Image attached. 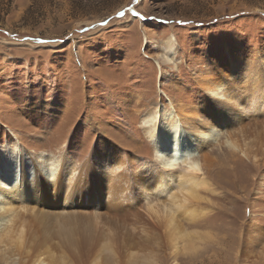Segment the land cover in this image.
<instances>
[{"label": "rangeland", "instance_id": "obj_1", "mask_svg": "<svg viewBox=\"0 0 264 264\" xmlns=\"http://www.w3.org/2000/svg\"><path fill=\"white\" fill-rule=\"evenodd\" d=\"M238 58L264 79V0H0V143L30 151L33 171L39 151L67 175L84 169L66 205H54L61 190L41 210L50 230L56 220L71 224L83 257L104 251V240L115 253L98 263L58 254L63 263L51 264H264V154L255 146H264V116L243 118L234 136L250 159L228 146L221 126L216 139L198 138L209 186L189 204L197 217L172 211L177 231L197 234L189 245L179 236L171 245L165 226L179 177L157 166L166 191L140 173L157 165L140 124L145 112L161 103V119L174 106L209 125L215 107L203 80L229 75ZM106 149L123 171L97 173ZM98 211L95 225L89 214ZM49 237L63 250L55 230ZM17 260L3 263L0 254V264Z\"/></svg>", "mask_w": 264, "mask_h": 264}, {"label": "bare ground", "instance_id": "obj_2", "mask_svg": "<svg viewBox=\"0 0 264 264\" xmlns=\"http://www.w3.org/2000/svg\"><path fill=\"white\" fill-rule=\"evenodd\" d=\"M238 59V69L232 70L233 72L229 75H224L223 72L222 78L215 83L203 80L207 95L213 98L211 106L215 107L214 111L208 109L211 111L210 117L213 124H197L194 114L188 116L184 109H177L174 106L166 109L165 119H161V113H163L161 103L146 111L140 120L145 138L151 144L157 162V165L146 164L140 171L142 176H145V183L155 181L154 183L164 184L166 191L171 190L170 182L165 183V178L162 177L158 179L160 174L157 170L158 165L171 177L173 174L179 177H177L179 190L170 194L171 203L165 222L166 228L169 229L167 234L171 245L175 236H179L181 241L184 238L188 245L197 237L196 233L191 235L183 233L182 228L177 231V226L175 227L173 223V213L184 210V212H189V218L197 217L194 210H189V204L200 200L197 193L199 188L207 189L209 186L207 180L201 177V158L195 157L198 138L216 139L219 132L216 128L221 126L228 135V142H226L228 146L231 149H237L249 158L248 148L244 149L239 145L234 136L241 132L245 124L242 121L243 118L257 114L264 116V79L259 71H246L244 65L241 64L242 59ZM222 110L225 113H222ZM212 112L219 113L218 119L216 115L211 114ZM206 114L209 116V113ZM181 119L184 121L191 119V125H184ZM256 141L255 146L258 147L256 152L264 154L263 141L260 139ZM10 145L11 148L0 143V223L4 224L3 228H0L1 261L8 263L10 258L18 257L17 261L21 264L63 263L62 257H57L58 254L64 256L73 252V259L77 263L85 260L98 263L103 259L104 251L110 254L112 261L115 260L113 243L111 241L108 244L104 242L105 240L102 241L105 246L104 251L102 246H99L93 251L92 257L90 254L83 257L81 253L85 244L73 238L75 233L71 224L56 220L50 230L46 211L41 210L45 207L48 196H54L52 194L61 190L66 193L61 195L63 196L61 203L54 202V205H66L64 201L85 176L84 169L77 171L76 168H72L70 170L72 174L67 175L62 168L58 171L51 158L46 157L43 151H39L36 155L34 154V157H37L33 161L37 166L36 171H33L28 167L31 152L22 149L18 141H11ZM180 147L186 151L183 152L184 155L179 158L180 160H175L174 157L179 154ZM106 150L108 153L106 152L105 157L101 159L103 165H95L98 169L97 173L112 174L113 171H123L125 166L115 162L117 156L113 154L114 151ZM109 154L111 158L108 157ZM253 159V162L258 164L256 156ZM91 202L101 204L97 199H92ZM89 215H92L95 225L99 218L103 219L99 211ZM53 230L58 236V247L63 250L53 249L49 237ZM252 232L254 233V230ZM248 238L253 237L249 235Z\"/></svg>", "mask_w": 264, "mask_h": 264}, {"label": "water", "instance_id": "obj_3", "mask_svg": "<svg viewBox=\"0 0 264 264\" xmlns=\"http://www.w3.org/2000/svg\"><path fill=\"white\" fill-rule=\"evenodd\" d=\"M169 148L172 149L171 147H169ZM178 151H179V154L176 155V157H174L175 160H180L179 158L184 155L183 152H185L186 149L180 147V149H178Z\"/></svg>", "mask_w": 264, "mask_h": 264}]
</instances>
